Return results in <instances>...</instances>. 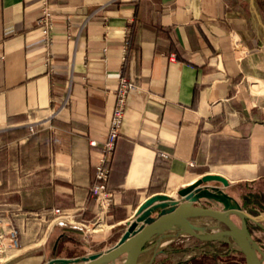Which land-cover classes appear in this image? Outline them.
<instances>
[{
	"label": "crops",
	"instance_id": "0c3cea01",
	"mask_svg": "<svg viewBox=\"0 0 264 264\" xmlns=\"http://www.w3.org/2000/svg\"><path fill=\"white\" fill-rule=\"evenodd\" d=\"M247 1L249 13L243 0H0V211L20 229L0 264L106 250L148 197H176L205 174L225 177L247 213L246 194L264 201V5ZM121 75L136 88L111 160L113 203L97 216L90 187ZM52 208L78 223L22 227L18 209ZM97 221L106 228L90 229ZM222 247L180 235L153 262Z\"/></svg>",
	"mask_w": 264,
	"mask_h": 264
},
{
	"label": "water",
	"instance_id": "95a60500",
	"mask_svg": "<svg viewBox=\"0 0 264 264\" xmlns=\"http://www.w3.org/2000/svg\"><path fill=\"white\" fill-rule=\"evenodd\" d=\"M250 1L253 4V0ZM212 182H219L221 186ZM229 186L230 182L225 177L205 174L180 188L176 197L161 193L150 196L127 222L121 237L112 247L74 258L52 257L44 264H140L141 255L150 250L152 257L146 264H152L155 256L163 252L159 247L180 235L225 243L231 251L241 253L245 264H263L264 251L250 234L247 221L262 227L264 216H253L243 210L238 201L225 191ZM204 202L218 208L205 207ZM232 216L240 219L239 225ZM202 218H210L212 222L198 225L197 221Z\"/></svg>",
	"mask_w": 264,
	"mask_h": 264
},
{
	"label": "built area",
	"instance_id": "2783aa9c",
	"mask_svg": "<svg viewBox=\"0 0 264 264\" xmlns=\"http://www.w3.org/2000/svg\"><path fill=\"white\" fill-rule=\"evenodd\" d=\"M40 25V34L45 42H51V31L53 19L51 13L46 9L38 20ZM128 42V38H126ZM136 88V85L121 75L118 80V86L115 91V102L113 104L110 124L106 134V139L100 148V156L95 164V179L90 187V196L94 200L97 216H103L108 213L113 203V191L109 186V176L111 171V160L116 148V142L121 133V126L126 108L128 94ZM35 123L29 124L30 132L35 131ZM90 145L95 146L96 142L91 140ZM157 155L164 160L169 158V154L158 152ZM22 227L26 229L30 224L36 226V234L42 230L44 224H50L56 221L60 224H73L75 221L72 213L60 208H52L50 211H22ZM2 211H0V256H7L12 251L20 247V229L15 224H9L7 227L2 225ZM99 220V217H98ZM99 226V222H95ZM1 262V261H0Z\"/></svg>",
	"mask_w": 264,
	"mask_h": 264
},
{
	"label": "trees",
	"instance_id": "16d2710c",
	"mask_svg": "<svg viewBox=\"0 0 264 264\" xmlns=\"http://www.w3.org/2000/svg\"><path fill=\"white\" fill-rule=\"evenodd\" d=\"M264 5V0L260 1ZM244 209L248 210V213L257 216L263 211L261 209L262 201L256 196L246 194L244 199ZM254 203L258 208H252L250 204ZM256 227L255 225H253ZM222 248L215 250L214 252L205 251L196 256H193L187 260H179L173 262L169 258L165 257L158 261H154L152 264H245L244 258L238 251H231L227 244L222 243ZM210 261L212 263H210Z\"/></svg>",
	"mask_w": 264,
	"mask_h": 264
},
{
	"label": "flooded vegetation",
	"instance_id": "af4514ba",
	"mask_svg": "<svg viewBox=\"0 0 264 264\" xmlns=\"http://www.w3.org/2000/svg\"><path fill=\"white\" fill-rule=\"evenodd\" d=\"M203 206L205 207H213V208H218V207H215L214 205H211L207 202H204L202 203ZM234 222L236 224H240V219L237 217V216H232ZM212 222V220L210 218H206L205 221H197V224H202L204 223V225H208ZM221 228H225L223 224H220ZM256 227L254 228L253 227V223H251L250 221H247V227H248V230L250 232V234L252 235L253 239L259 244L260 248L264 251V240H262L260 237H259V233L264 235V224L262 223V227H258L257 225H255ZM258 233V234H257ZM148 245H146L147 247ZM263 264H264V261H263Z\"/></svg>",
	"mask_w": 264,
	"mask_h": 264
},
{
	"label": "rangeland",
	"instance_id": "374dc122",
	"mask_svg": "<svg viewBox=\"0 0 264 264\" xmlns=\"http://www.w3.org/2000/svg\"><path fill=\"white\" fill-rule=\"evenodd\" d=\"M243 7H244V10H245V12L246 13H249V11H248V1L247 0H243ZM171 196V195H170ZM174 197V196H173ZM263 204H262V206H261V209L263 210V211H261V213L260 214H264V201L262 202ZM97 225H94V226H92V227H90V229H92L93 227H96ZM104 228H106L105 226L102 228V229H104ZM258 234V233H257ZM260 236L262 235V234H259ZM61 253H66L65 251H62ZM210 263H212L211 261H210Z\"/></svg>",
	"mask_w": 264,
	"mask_h": 264
},
{
	"label": "bare ground",
	"instance_id": "6f19581e",
	"mask_svg": "<svg viewBox=\"0 0 264 264\" xmlns=\"http://www.w3.org/2000/svg\"><path fill=\"white\" fill-rule=\"evenodd\" d=\"M194 182V181H193ZM192 183V182H191ZM191 183H189V184H191ZM188 184V185H189ZM156 194H160V193H156ZM165 194H167V193H165ZM168 195V194H167ZM168 196H170V195H168ZM171 197H173V196H171ZM147 200V199H146ZM103 228V225H99V226H96V227H93L92 229H93V231L95 232H97V231H100L101 229ZM5 257L4 256H0V261L2 262L3 261V259H4Z\"/></svg>",
	"mask_w": 264,
	"mask_h": 264
}]
</instances>
